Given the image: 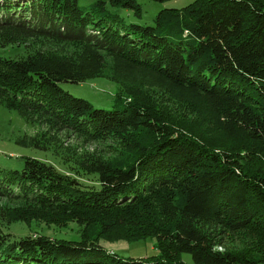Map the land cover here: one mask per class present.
Masks as SVG:
<instances>
[{"label":"trees","instance_id":"trees-1","mask_svg":"<svg viewBox=\"0 0 264 264\" xmlns=\"http://www.w3.org/2000/svg\"><path fill=\"white\" fill-rule=\"evenodd\" d=\"M79 1L0 0V47L27 53L0 56V107L47 125L19 145L63 148L59 135L71 132L105 146L69 161L93 185L28 157L22 171L0 169V200L25 203L23 217L84 229L80 241L32 230L11 242L0 228V264H185L182 254L194 264H264V0H195L163 10L154 27L120 15L141 18L138 0ZM106 58L129 103L95 109L61 89L104 77ZM120 151L126 158L108 157ZM149 238L158 254L147 259L100 244ZM245 242L246 258L236 248Z\"/></svg>","mask_w":264,"mask_h":264},{"label":"rangeland","instance_id":"rangeland-1","mask_svg":"<svg viewBox=\"0 0 264 264\" xmlns=\"http://www.w3.org/2000/svg\"><path fill=\"white\" fill-rule=\"evenodd\" d=\"M194 1L195 0H176L168 4H164L159 2L157 3L152 0H138L139 4L143 8V15L141 18H136L133 12L130 10H122L120 15L125 18L126 22L129 24L134 23L142 26L154 27L156 26L158 15L163 10L183 9L192 4ZM94 2H96V0H80L79 6L82 9H87ZM33 44L37 48L43 47L51 51L59 50L65 55H74L79 50V47L74 44H64L55 41L44 42L35 40L33 41ZM26 55L27 53L23 47H0V56L7 59H23L26 57ZM106 59L107 61L106 69L104 70V77L90 79L78 84L60 83L61 89L70 93L74 97L86 100L95 109L113 110L116 107L120 108L123 103H129L130 99L125 94L121 85L109 79L111 73V61L109 58ZM44 130H47V125H40L35 117L32 122L24 120L21 117L17 106L4 101L3 107H0V169L3 170L4 173H9L11 171H22L25 165L24 158L28 157L41 161H49L55 164L63 172H73L72 175L74 177L78 176L77 178L79 182L83 181V183L93 185L94 178L92 176H85L83 173H81V176H79L80 173L74 174L75 171H71L73 165L69 161L87 151L92 152L97 149L99 150V153L103 152L105 151V146L99 145V143H95L90 140L87 141L81 136L77 137L71 132L59 135L60 143L63 142L64 144L63 148H51L45 152L32 147L19 145V139H22L23 137L37 136L40 133L43 134ZM84 141H86V143H84ZM67 147H71L72 151L68 152L66 150ZM74 148L77 149L75 150ZM123 152L124 151L113 154L111 153V156L108 157H110V159H114L120 156L124 159L126 158V153L124 154ZM20 208H24L25 211L28 212L25 203L22 205V202H17L15 200H0V228L4 230L3 232L7 233L8 231L12 235L9 238V241L13 242L20 237H24L18 234L25 235L32 230H43L44 234L58 239H64L68 241L81 240V229H84L79 227L76 223L69 224L67 228H63V225L52 227H47L44 225L38 226L39 224L33 221L37 220L38 218H32L28 216V219L23 217L24 214L20 213L24 211ZM30 208L33 209L34 207ZM15 213L20 214V216L16 217ZM8 216H10L12 219H9ZM15 217L19 220V222L11 224L10 226L6 225V223L2 221V218L14 220ZM20 219L22 221H20ZM29 225L31 227H28ZM90 231L92 236H96L99 235L101 229L100 227H93L90 229ZM35 232H31L30 234L35 235ZM245 243L246 246L245 244L238 243L236 248L245 253L244 256L246 258L249 257L245 251V249L248 250L247 246L249 243ZM100 244L122 258L147 259L158 254L156 249V241L152 238L141 239L135 242L120 240L112 243L106 240H101ZM181 259L185 264H194L190 254H182Z\"/></svg>","mask_w":264,"mask_h":264}]
</instances>
